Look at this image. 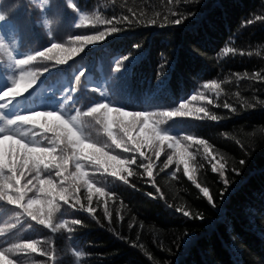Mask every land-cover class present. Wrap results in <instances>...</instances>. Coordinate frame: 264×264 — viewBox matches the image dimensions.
<instances>
[{
	"label": "trees",
	"instance_id": "trees-1",
	"mask_svg": "<svg viewBox=\"0 0 264 264\" xmlns=\"http://www.w3.org/2000/svg\"><path fill=\"white\" fill-rule=\"evenodd\" d=\"M74 2L75 11L70 2L66 5V0H0V87H6L18 76L16 58L32 60L27 68L38 74L33 88L17 98L21 103L15 110L31 113L63 109L75 114L74 109L87 110L93 101L104 98L125 104V110L137 111H172L181 102L203 106L221 119L172 117L160 127L177 138L191 135L212 144L217 159L221 155L225 158L229 185L222 183L218 173L211 172V158H204L199 145L189 149L196 155V180L209 187L216 207L209 205L184 176L183 165L163 167L173 152L167 145L159 160L153 157L154 180L160 192L138 165L132 166L137 175L129 177L134 188L86 165L95 185L112 195L107 201L111 225L104 217L105 204L99 198L94 197L92 205L96 219L79 204L69 208L62 202L61 212L55 216L51 211L57 199L53 190H45L41 196L38 188L29 193L14 189V206L0 201V248L12 247L14 255L10 258L15 264H53L46 257L26 252L20 244L34 239L40 240L42 247L54 248L55 264H264V79H239L256 72L264 76V0ZM173 10L178 15L181 11L194 15L180 25L159 27L165 15L175 19L171 16ZM133 13H143L145 22L117 25L121 31L86 46L85 52L68 64L56 65L55 60L42 58L35 61L28 55L44 50L50 42L80 47L78 42H71L76 35H95L112 26H82L80 15H99L115 22L121 16L131 19ZM152 18L157 19L156 25L146 23ZM229 47L233 51L225 54L223 50ZM124 56H129L124 70L116 73L115 63ZM162 61L168 66L158 76ZM80 70L86 75L76 84L74 78ZM213 81L221 85L219 95L203 88ZM70 89L75 90L64 101ZM201 92L204 100L191 101L192 95ZM208 99L213 103L208 104ZM226 102L236 112L223 108ZM26 123L34 130L17 132L45 145L49 142L46 135L51 134L43 133L49 129L64 134L46 119ZM82 126L93 140H107L102 126L92 118L82 117ZM115 152L132 155L119 149ZM241 159L244 164L239 163ZM47 175L54 177V172ZM79 195L81 204L87 206L84 188ZM169 204L172 207H167ZM177 207L204 218L184 217L182 212L175 211ZM72 218L81 220V224L72 225ZM61 219L68 220L71 232L58 223ZM109 227L115 232L109 231ZM46 240H51V245H46Z\"/></svg>",
	"mask_w": 264,
	"mask_h": 264
},
{
	"label": "snow or ice",
	"instance_id": "snow-or-ice-1",
	"mask_svg": "<svg viewBox=\"0 0 264 264\" xmlns=\"http://www.w3.org/2000/svg\"><path fill=\"white\" fill-rule=\"evenodd\" d=\"M69 2L73 5V10H77L74 0H66V5ZM166 2L171 3L172 0H166ZM143 15L141 13L140 16H137L136 13H133V18L130 19L128 16H121L115 19V22H113V19H102L99 15L92 17L80 15L79 20L82 22V26L85 24H91L93 27L97 24H109L112 26L107 31H99L95 35H76L71 42H78L81 45L80 47L66 46L60 42H56L53 45L50 42V46H46L44 50L36 51L35 55H28L32 56L35 61L37 58H42L44 61L55 60L56 65L68 64L73 57L84 53L86 46L103 41L106 36L121 31L122 29L117 27V25L144 23ZM192 15L194 13H185L183 11L178 15L177 11L173 10L171 11V16L175 17V19H170L168 15H165L163 21L159 23V27L180 25L185 19L191 18ZM257 19L260 18L257 17ZM146 23L156 25L158 21L156 18H152L146 20ZM248 23H251V21H248ZM223 51L227 54L231 53L233 49L229 47ZM54 53H59V56L54 55ZM16 59L19 63L14 65V67L19 69L18 76L11 80L6 87H0V141H2L0 143V201L6 202L9 206H14L15 201L11 199L14 195V189H19L22 193L25 190H29V193L38 188L41 196L44 195L45 190H53L54 194L57 195V199L53 202L51 209L55 216L61 212L62 204L67 205L69 208H72L74 204H79L84 212L89 214L92 219H96L95 208L92 206L95 197L103 200L105 204L104 217L107 219L109 225H111L112 213L107 207V201L112 198V195L106 188L95 185L89 171L86 170V165L94 172L103 170L108 176L122 181L124 185H130L129 177L137 175L133 171L132 166L138 165V167L143 169V174L152 181V186L156 188V191L160 192L154 180L156 164L153 157L155 160H159L164 152L165 145H167L173 152L167 156L166 163L163 167L167 168L173 163L177 167L183 165L184 176L203 194V197L206 198L209 205L216 207L209 187L201 186L196 180L197 167L193 166L196 155L190 152L189 149L193 145L202 146L204 158H211L209 161L211 172L218 173L222 183L227 186L229 185V178L225 158L221 155L217 159V153L214 152L212 144L207 140L197 139L191 135H184L182 139L177 138L166 129L160 127V125L172 117H194L196 120L207 119L210 121H217L221 117L212 114L203 106L193 107L191 106V102H181L179 107L172 111L156 112L125 110V104H114L107 98L100 101H93V104L87 110L76 108L74 109L75 114L65 113L63 109L59 111L34 110L31 113L19 112L15 110L17 105L21 103L17 98L24 96V93H28L29 89L33 88V85L37 82L38 74L27 68L28 65L33 63L32 60ZM128 59L129 56H124L123 60L115 63L116 73H121L124 70V62L128 61ZM167 66V63L164 61L158 65V76L161 74V70ZM85 75V71L80 70L75 76L74 82L79 84L81 78L85 77ZM245 78L261 80L264 79V76L256 72L250 77L247 74L239 77V79ZM203 88L210 92H216L219 95L221 85L213 81L211 83H205ZM74 90H69L68 96L64 98V101L69 100ZM204 99L203 92L191 96V101ZM64 101H60V103ZM71 102L77 103L75 100ZM207 103L212 104L213 101L208 99ZM222 106L231 112H236L237 110L227 102ZM245 107H251V105H245ZM82 117H90L94 120L95 124L102 126L107 140L101 142L93 140L87 135L82 126ZM41 119H46L61 129L64 134L59 135L49 129V131L43 133L51 134L46 135L49 142L45 145L34 139L30 140L28 135H20L17 132V129L33 131L32 125L26 123V121H39ZM115 149H119L122 153H131L132 155L121 156L115 152ZM197 152H199V148ZM136 154H138V157ZM239 163L244 164L245 160L241 159ZM161 171H163V168ZM232 171L236 175L239 174L235 168ZM53 172L54 177L52 175L45 176L46 173ZM29 177L32 178L30 179ZM56 178H58V181ZM37 181H39L38 185ZM130 186L135 187L134 184ZM81 188H84L87 192V206L81 204L79 195ZM38 202L34 201V203ZM28 207L31 208L32 205L30 204ZM167 207H172V205L169 204ZM175 211L182 212L184 217L190 219L202 220L204 218L201 214H192L182 207H177ZM120 219H123V217H120ZM97 222L99 223V221ZM58 223L64 228H67L69 232L72 231L68 227L69 222L67 219H61ZM71 224L80 225L81 220L72 218ZM49 225L51 226V221H49ZM57 231L51 232L56 233ZM109 231L115 232L111 227H109ZM116 234L119 237V234ZM119 238L124 239L123 237ZM46 241V245H51V240ZM20 244L27 249L26 252L38 254L40 257H46L47 261L55 264L53 247H42L41 241L38 239L20 242ZM132 246L136 247V244ZM11 255H14L12 247L0 248V262L2 264H15V261L10 258ZM40 264H46V262L41 261Z\"/></svg>",
	"mask_w": 264,
	"mask_h": 264
}]
</instances>
